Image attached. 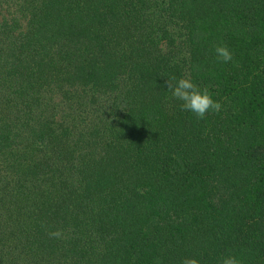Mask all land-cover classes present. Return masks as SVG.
I'll list each match as a JSON object with an SVG mask.
<instances>
[{"label": "trees", "instance_id": "16d2710c", "mask_svg": "<svg viewBox=\"0 0 264 264\" xmlns=\"http://www.w3.org/2000/svg\"><path fill=\"white\" fill-rule=\"evenodd\" d=\"M226 254L264 264V0H0V264Z\"/></svg>", "mask_w": 264, "mask_h": 264}, {"label": "clouds", "instance_id": "9594fccd", "mask_svg": "<svg viewBox=\"0 0 264 264\" xmlns=\"http://www.w3.org/2000/svg\"><path fill=\"white\" fill-rule=\"evenodd\" d=\"M215 56L217 62L229 63L233 60V53L225 44H218L215 47ZM167 91L171 92L172 97L180 102V108L192 113L197 119H204L209 112L218 113L222 110V104L213 99V94L207 88H201L189 77L175 76L166 81ZM45 227V225H42ZM51 238L60 239L63 236L61 229L49 231ZM181 264H201L200 259L196 257H185ZM218 264H242V261L233 254L222 255Z\"/></svg>", "mask_w": 264, "mask_h": 264}]
</instances>
